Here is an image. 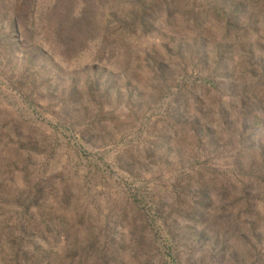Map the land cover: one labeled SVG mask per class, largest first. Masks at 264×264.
<instances>
[{
	"label": "rangeland",
	"instance_id": "obj_1",
	"mask_svg": "<svg viewBox=\"0 0 264 264\" xmlns=\"http://www.w3.org/2000/svg\"><path fill=\"white\" fill-rule=\"evenodd\" d=\"M24 2L0 0L3 241L54 264H264V0H101L68 54L48 13L20 40Z\"/></svg>",
	"mask_w": 264,
	"mask_h": 264
},
{
	"label": "trees",
	"instance_id": "obj_2",
	"mask_svg": "<svg viewBox=\"0 0 264 264\" xmlns=\"http://www.w3.org/2000/svg\"><path fill=\"white\" fill-rule=\"evenodd\" d=\"M100 1L101 0H25L24 6L26 7L27 13L32 16V19L26 23L21 19L17 20L13 28L23 32L19 34L20 40H23V42L30 47L33 45L31 43L34 40V33L37 28L41 26V17L48 13L50 19L58 28L57 38L59 39L58 41L63 44V53L65 52V54H68L70 50L74 48L72 45H76L78 39H82L84 33L89 36H94L97 32L102 30L101 25H97L96 23L99 15L97 13V7ZM42 43L34 48L31 47L33 50L31 52L33 54H43L40 50V48L43 47ZM108 44L110 46L109 51H113L110 53L111 55H109L113 57L118 50V45L116 41H111V43H103L101 48H104ZM27 56L29 57V52ZM55 224L56 223H54V225ZM22 228L23 227H20L23 231L24 229ZM45 228L50 229L49 223L45 226L42 224L41 229L45 230ZM19 244V239L16 237L12 239L10 244H6V241H3V238L0 236V262L2 264H54V261L47 253H43V256H40L41 258L30 261L31 257L20 252ZM37 249L38 248L35 247V252L41 254ZM37 253H34L32 256Z\"/></svg>",
	"mask_w": 264,
	"mask_h": 264
}]
</instances>
